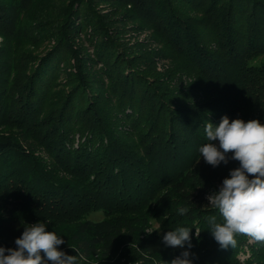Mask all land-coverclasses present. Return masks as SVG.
<instances>
[{
  "label": "trees",
  "instance_id": "1",
  "mask_svg": "<svg viewBox=\"0 0 264 264\" xmlns=\"http://www.w3.org/2000/svg\"><path fill=\"white\" fill-rule=\"evenodd\" d=\"M135 19L204 103L140 69L122 39ZM0 38V247L42 222L77 264H171L185 250L193 264H264V244L237 234L222 249L212 236L208 218L223 221L207 196L240 165L199 152L208 122L264 123V0H0ZM179 227L190 249L163 243Z\"/></svg>",
  "mask_w": 264,
  "mask_h": 264
},
{
  "label": "clouds",
  "instance_id": "2",
  "mask_svg": "<svg viewBox=\"0 0 264 264\" xmlns=\"http://www.w3.org/2000/svg\"><path fill=\"white\" fill-rule=\"evenodd\" d=\"M204 130L208 143L199 152L207 164L227 165L231 159L240 165L230 171L218 191L207 196L209 205L219 211L223 221L218 223L215 216L208 218L212 236L222 249L235 248L237 234L264 244V123L257 119L230 121L225 115L218 126L208 122ZM213 141H218V146ZM188 211V207H180L178 214ZM190 229L168 231L163 243L173 248L187 245L190 249ZM64 243L55 232L46 231L45 223L28 225L16 238L15 248L0 247V264H77V256L58 250ZM189 257L190 252L185 250L171 264H193Z\"/></svg>",
  "mask_w": 264,
  "mask_h": 264
},
{
  "label": "rangeland",
  "instance_id": "3",
  "mask_svg": "<svg viewBox=\"0 0 264 264\" xmlns=\"http://www.w3.org/2000/svg\"><path fill=\"white\" fill-rule=\"evenodd\" d=\"M103 14L110 15V12L114 11L116 9L115 6L109 5V4H103L99 8ZM112 14V13H111ZM118 18L120 15L117 16ZM116 17V18H117ZM83 38V36L81 37ZM122 39L124 43H126L131 49L129 52H131V56L135 55V57H142L143 59H139V61H142L140 69L146 68L149 64L153 67L156 75L159 76V78L167 79V77L170 80V83L172 86H174L175 91L177 90H183V89H189L190 87L194 88V92L187 95L185 98L188 99V101L197 102V103H204L206 101V98L201 94V90L198 88L199 80L196 79L195 76L188 74L186 72V68L182 67V63L176 59L178 62H174L173 58L171 56L168 57H156V55L160 54L162 50H166V47L164 46L163 42L158 40L157 33L155 29L150 28L149 24H142L140 20H131L130 23H126L123 26L122 31ZM83 41V39H79L80 41ZM1 41V38H0ZM53 43V42H52ZM80 45L86 48V52L94 56V49L92 46L87 47V42L83 41L80 42ZM51 46V43L49 44L46 42L40 50H46L49 49ZM157 50V52H156ZM152 54L155 55L153 58L156 57L155 62L150 63L148 57ZM161 55V54H160ZM75 63V60H72V64ZM143 65V66H142ZM69 70H75L74 67H69ZM68 70V71H69ZM177 72V73H176ZM177 74V75H176ZM194 80V81H193ZM193 81V82H192ZM218 126V125H217ZM78 140V137H77ZM76 140V141H77ZM214 144L218 146V141H213ZM78 142H76L77 146ZM105 217V214L102 211H96L91 213L88 218L94 221H99ZM158 224L154 221L152 223V228L148 229L147 232H151L153 230L158 229ZM97 264V263H96Z\"/></svg>",
  "mask_w": 264,
  "mask_h": 264
}]
</instances>
